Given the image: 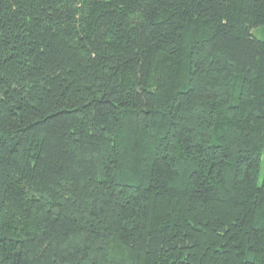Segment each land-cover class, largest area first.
<instances>
[{"label":"trees","instance_id":"16d2710c","mask_svg":"<svg viewBox=\"0 0 264 264\" xmlns=\"http://www.w3.org/2000/svg\"><path fill=\"white\" fill-rule=\"evenodd\" d=\"M263 164L264 0H0V264H264Z\"/></svg>","mask_w":264,"mask_h":264},{"label":"rangeland","instance_id":"374dc122","mask_svg":"<svg viewBox=\"0 0 264 264\" xmlns=\"http://www.w3.org/2000/svg\"><path fill=\"white\" fill-rule=\"evenodd\" d=\"M255 33V32H254ZM263 169H264V164L262 165V169H261V172L263 171Z\"/></svg>","mask_w":264,"mask_h":264}]
</instances>
